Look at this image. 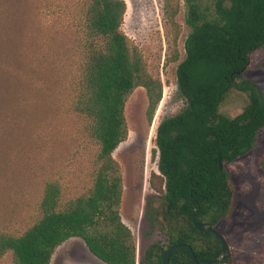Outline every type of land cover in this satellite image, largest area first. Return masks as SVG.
<instances>
[{
  "label": "trees",
  "instance_id": "1",
  "mask_svg": "<svg viewBox=\"0 0 264 264\" xmlns=\"http://www.w3.org/2000/svg\"><path fill=\"white\" fill-rule=\"evenodd\" d=\"M87 1L83 62L72 104L99 147L91 185L82 195L63 202L60 184H46L39 219L21 234L0 232V259L10 253L15 264H51L56 249L73 238L83 240L106 264H137L135 237L120 214L123 177L113 154L128 138L125 108L130 95L138 88L146 90L151 124L163 98V84L150 74L140 51L121 31L126 2ZM186 3L191 32L177 83L187 107L157 128L160 175L152 174L150 185L161 195L160 206L153 207L151 199L147 204L161 221L168 245L153 244L139 264H162L163 253L177 245L191 246L199 262L215 259L221 241L196 229L194 211L200 223L216 229L230 219L236 187L226 165L251 152L264 129V95L243 76L253 55L264 48V0ZM179 4V0L167 1L172 21ZM177 60L178 56L168 58L167 63ZM4 73L0 67V117L11 92ZM233 90L249 98L234 118L220 112ZM190 254L185 248L173 251L170 264H195ZM216 264H232V258Z\"/></svg>",
  "mask_w": 264,
  "mask_h": 264
},
{
  "label": "rangeland",
  "instance_id": "2",
  "mask_svg": "<svg viewBox=\"0 0 264 264\" xmlns=\"http://www.w3.org/2000/svg\"><path fill=\"white\" fill-rule=\"evenodd\" d=\"M124 1L127 12L121 31L163 84L151 124L146 90L138 88L130 95L125 108L128 138L113 154L123 177L120 214L135 237L139 264L153 244L168 245L161 221L147 204L151 199L153 207L160 206L161 195L150 185L151 175H160L157 128L187 107L178 94L177 69L185 59L191 28L186 22L187 0H179L173 21L168 0ZM87 2L0 0V67L11 90L0 117V232L21 234L39 219L46 184H60L63 202L91 185L99 147L72 104L83 62ZM175 56L177 61L167 63ZM243 76L264 95V48L253 55ZM248 102L247 94L233 90L220 112L234 118ZM226 168L236 187V205L217 230L230 246L232 264H264V129L256 147ZM0 264H15L12 254ZM51 264L106 263L83 240L73 238L56 249Z\"/></svg>",
  "mask_w": 264,
  "mask_h": 264
},
{
  "label": "water",
  "instance_id": "3",
  "mask_svg": "<svg viewBox=\"0 0 264 264\" xmlns=\"http://www.w3.org/2000/svg\"><path fill=\"white\" fill-rule=\"evenodd\" d=\"M244 72H245V70L243 71V73ZM219 168H220V170L224 169V164H223L222 159H219ZM193 223L199 232L203 233L206 231V232L214 235L215 237H217L221 241V250L216 255L215 259L213 261H200L199 262L196 259L195 254L192 251L191 246H189V245H177V246H173V247L167 249L163 253L162 264H170V254L173 251L184 249V248L190 250L191 259L195 264H216V263H219L220 261H226V260L231 258L232 253H231V249H230V246H229L227 240L223 237V235H221V233L216 228H213L212 226H210L207 223H200L198 221L197 209L194 211V214H193Z\"/></svg>",
  "mask_w": 264,
  "mask_h": 264
}]
</instances>
